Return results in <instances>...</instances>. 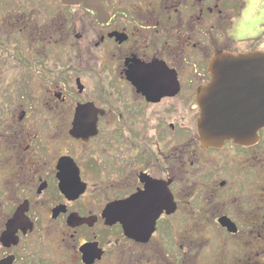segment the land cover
<instances>
[{"label":"flooded vegetation","instance_id":"af4514ba","mask_svg":"<svg viewBox=\"0 0 264 264\" xmlns=\"http://www.w3.org/2000/svg\"><path fill=\"white\" fill-rule=\"evenodd\" d=\"M249 3L0 0V264H264V128L197 96Z\"/></svg>","mask_w":264,"mask_h":264},{"label":"water","instance_id":"95a60500","mask_svg":"<svg viewBox=\"0 0 264 264\" xmlns=\"http://www.w3.org/2000/svg\"><path fill=\"white\" fill-rule=\"evenodd\" d=\"M63 2H83L102 10L101 0ZM210 71L211 82L197 95L202 107L199 127L203 142L218 146L232 139L249 144L264 128V52L219 51L211 61Z\"/></svg>","mask_w":264,"mask_h":264},{"label":"clouds","instance_id":"9594fccd","mask_svg":"<svg viewBox=\"0 0 264 264\" xmlns=\"http://www.w3.org/2000/svg\"><path fill=\"white\" fill-rule=\"evenodd\" d=\"M260 8V15H253L256 8ZM235 24L229 30L228 35L240 40L245 36H253L258 32H264V0H250L248 9L243 18L233 17Z\"/></svg>","mask_w":264,"mask_h":264},{"label":"rangeland","instance_id":"374dc122","mask_svg":"<svg viewBox=\"0 0 264 264\" xmlns=\"http://www.w3.org/2000/svg\"><path fill=\"white\" fill-rule=\"evenodd\" d=\"M256 9H257V8H256ZM234 11H235V14L239 15V13H240V8L236 7ZM254 13H255V12H253V14H254ZM259 33H262V34H263V32H259ZM259 47H260L261 50L264 51V43L260 44ZM106 75H109V74L106 73Z\"/></svg>","mask_w":264,"mask_h":264}]
</instances>
